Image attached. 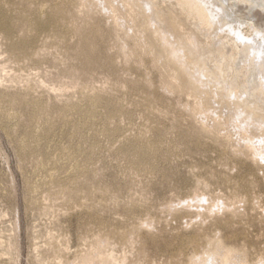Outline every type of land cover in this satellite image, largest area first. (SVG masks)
Masks as SVG:
<instances>
[{
    "label": "rangeland",
    "instance_id": "1",
    "mask_svg": "<svg viewBox=\"0 0 264 264\" xmlns=\"http://www.w3.org/2000/svg\"><path fill=\"white\" fill-rule=\"evenodd\" d=\"M112 1L0 0V264H264V118L202 113L151 4ZM208 1L154 4L264 108L263 8Z\"/></svg>",
    "mask_w": 264,
    "mask_h": 264
},
{
    "label": "bare ground",
    "instance_id": "2",
    "mask_svg": "<svg viewBox=\"0 0 264 264\" xmlns=\"http://www.w3.org/2000/svg\"><path fill=\"white\" fill-rule=\"evenodd\" d=\"M254 1H255V2H253L254 4L259 3V5L264 10V0H254ZM109 2H113V1L109 0ZM120 2L124 6H127L130 11H133L136 9L143 10L146 2L147 3L149 2L151 4V11H150L148 17H149V20H154L156 22V26L153 27L152 32L157 36V38H158L157 40H159V42L163 46V48H165L167 50L168 58L177 65V72H175V74H174L175 79H179L181 73H183L187 76V80H188L187 82L190 84L192 91L195 93V95L198 99V102L201 106L200 109H201L202 113H209L210 109L206 105H204V101L207 98L212 100L215 97L216 98L219 97V98H221V103L223 104V108H224V105H230V107L232 106L231 109L234 110V112H231V113H233V115H235V113H236V115H235L236 117H237V115L238 116H244V118H245V116L247 118L250 117L252 119V122H253V119L257 120L259 118H261V119L264 118V108L259 107L255 103H251V102L247 101L242 96V94H240L239 87L235 81H231L228 85L223 83V81H222L223 72H222V69H221L219 62L217 61L219 65L217 64V65L212 66V67L209 64V62L211 60V56H212L211 54L206 53L201 47H198L197 45H195L193 37L190 34H184V33L179 34L177 32V29H175V28H178L180 26L178 23L177 16L173 15L170 20H166L165 16L162 14V12L158 9V7L155 6L154 0H120ZM178 2L184 6V10L186 11V13L189 16H194V17L199 18V20L201 22V25H199V26H201L202 28L211 27L213 24L215 25L216 24V16L219 15L218 13H220V11H221V9H219L218 7L211 4L208 0H178ZM250 4H252V3H250ZM255 8L253 5L252 9H255ZM257 8H259V7H257ZM220 14H222V12ZM142 31H144V30H142ZM246 52H249V49L247 47H246ZM249 55H252V54L250 53ZM251 57H252V61L257 62V60H254L256 57H253V56H251ZM251 57H250V59H251ZM213 58H214V56H213ZM250 59H249V61H251ZM259 62H260V59H259ZM263 63H264V60H263ZM262 65H264V64H262ZM258 66H261V65H257V67ZM259 68L263 69V67H258V69ZM256 70H257V68H256ZM258 71H260V70H257V72ZM257 75L259 76V79H257L255 77V80L253 81L254 82L253 87L257 91L264 93V80L262 78L260 79V76H261L260 74L257 73ZM263 78H264V76H263ZM220 106H221V104H220ZM225 110H227V109H225ZM232 110H230V111H232ZM228 111H229V108H228ZM228 111H227V113H228ZM210 113H211V111H210ZM204 115H206V114H204ZM243 120H242V123H244ZM239 121H241V120H239ZM262 121H263V119L261 120V122ZM234 122L235 121L233 120L231 125ZM263 122H262V124H263ZM216 124L221 126L224 123L221 121H218ZM239 125L241 126L240 123H239ZM240 126H239V128H240ZM248 126H249V124H248ZM254 126H255V124H254ZM237 127H238V125H237ZM240 129H239V131H240ZM258 129H257V131H258ZM262 129H264V128H262ZM249 130H251V129L249 128ZM259 131H260V129H259ZM249 132H247V133H249ZM251 132H250V134H253V130ZM261 132H263V131H261ZM247 133L245 135H248ZM256 133H258V132H256ZM262 136H264V135H262ZM249 137H250V135H249ZM249 137H247L248 140H249ZM248 140H247V142H248ZM249 143H250V147L253 146L251 144L252 142L250 140H249ZM213 256L214 255H212V259H213ZM229 258H230V253L224 252L223 256H222V260H220V261H222V264H226L230 260ZM201 261H199V262L201 263ZM217 261L220 262L219 260H217Z\"/></svg>",
    "mask_w": 264,
    "mask_h": 264
}]
</instances>
